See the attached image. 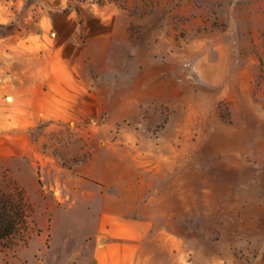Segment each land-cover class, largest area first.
Listing matches in <instances>:
<instances>
[{"label":"rangeland","instance_id":"1","mask_svg":"<svg viewBox=\"0 0 264 264\" xmlns=\"http://www.w3.org/2000/svg\"><path fill=\"white\" fill-rule=\"evenodd\" d=\"M0 20V188L23 189L30 205L0 264L38 259L49 242L80 250L92 209L57 196L95 198L74 167L93 156L101 175L102 153L123 170L188 162L190 220L174 230L208 252L228 232L232 264H264V0H0ZM69 75L78 91L60 94ZM158 138L172 142L166 159ZM230 163L240 201L220 208L214 186Z\"/></svg>","mask_w":264,"mask_h":264},{"label":"crops","instance_id":"2","mask_svg":"<svg viewBox=\"0 0 264 264\" xmlns=\"http://www.w3.org/2000/svg\"><path fill=\"white\" fill-rule=\"evenodd\" d=\"M57 89L60 94L73 95L77 93L78 86L69 75ZM163 140L158 138L153 145V154L159 160L166 159L168 145L172 143ZM35 148L30 137L26 136L23 152L31 155ZM12 151L13 148L6 154L15 156ZM102 156L101 175L98 174L93 156L74 167L76 174L91 180L88 186L97 193L95 198L80 189H73L74 195L71 197L64 196L62 192L57 196L61 204L67 207L83 204L92 209L93 230L83 236L80 250H69L68 241L60 246H52L49 242L50 246L39 252L38 259L34 251L29 254L18 253L12 259L21 264H205L208 255L215 260L218 258V264H232L239 239L229 236L228 232L221 230L214 249L208 252L206 239L196 240L174 230L175 224L190 220L189 212L185 215L184 210L190 208L192 190L188 162L174 163L177 168L173 167L170 172L155 173L144 169L123 170L120 164L116 166L109 162L111 157L108 153H102ZM218 175L222 184H215L214 193L220 201L219 207L238 206L239 177L233 164L221 168ZM43 188L49 191L53 187ZM198 192H203L205 197L207 189L205 186L201 189L200 186ZM225 220L220 218V223ZM230 220L232 222V216ZM27 255L31 259L26 261ZM192 256L196 257L197 263L190 260Z\"/></svg>","mask_w":264,"mask_h":264},{"label":"trees","instance_id":"3","mask_svg":"<svg viewBox=\"0 0 264 264\" xmlns=\"http://www.w3.org/2000/svg\"><path fill=\"white\" fill-rule=\"evenodd\" d=\"M30 205L23 189L0 188V252L10 247V240L27 228Z\"/></svg>","mask_w":264,"mask_h":264},{"label":"clouds","instance_id":"4","mask_svg":"<svg viewBox=\"0 0 264 264\" xmlns=\"http://www.w3.org/2000/svg\"><path fill=\"white\" fill-rule=\"evenodd\" d=\"M0 23H6V21L0 20ZM181 264H183V262H181Z\"/></svg>","mask_w":264,"mask_h":264}]
</instances>
